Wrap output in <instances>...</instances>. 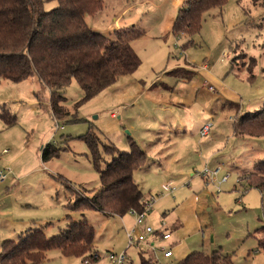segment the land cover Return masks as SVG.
<instances>
[{"label": "rangeland", "instance_id": "rangeland-1", "mask_svg": "<svg viewBox=\"0 0 264 264\" xmlns=\"http://www.w3.org/2000/svg\"><path fill=\"white\" fill-rule=\"evenodd\" d=\"M173 3L104 0L88 25L108 36L125 11L121 27L144 32L132 42L141 65L80 105L82 91L73 82L65 91L66 115L61 118L53 115L50 94L36 76L20 83L0 81V107L6 105L17 117L11 128L0 120V173L6 177L0 183V254L7 240L18 241L41 226L52 237L66 228L68 214L75 220L85 214L96 229L100 260L95 264H113L110 252L126 253L127 264H141V256L178 264L193 252L212 255L218 249L233 264H264L255 237L264 226V191L239 182L244 175L258 179L250 173L264 161V137L236 134L234 128L242 115L264 104V0H228L222 11L204 15L196 36H167L181 8ZM56 6L46 2L45 9ZM207 124L210 131L203 136ZM90 129L121 152L130 150L132 138L147 154L144 168L134 174L153 202L146 224L154 234L144 242H137L141 227L129 238L136 224L133 213L120 218L66 208L75 193L101 186L81 139ZM49 143L60 152L45 161L42 148ZM105 160L102 169L112 157ZM220 166L216 183L206 181L205 169ZM225 176L229 178L222 182ZM167 185L176 188L174 194L164 191ZM166 251L171 258L164 256ZM47 258L42 264H84L57 250Z\"/></svg>", "mask_w": 264, "mask_h": 264}, {"label": "trees", "instance_id": "trees-1", "mask_svg": "<svg viewBox=\"0 0 264 264\" xmlns=\"http://www.w3.org/2000/svg\"><path fill=\"white\" fill-rule=\"evenodd\" d=\"M227 1L187 0L173 22L172 34L199 35L204 15L213 9L222 11ZM46 2H56L57 6L48 11ZM103 3L104 0H0V81L20 83L36 76L50 92L53 115L61 118L66 115L65 91L73 82L82 91L80 105L120 78L134 74L141 60L132 42L142 38L144 32L136 26L115 29L108 36L94 31L86 17L98 14ZM179 71L173 73L178 75ZM0 108V120L7 128L14 127L17 117L6 105ZM234 128L236 134L246 132L250 137H264V104L260 110L242 115ZM81 139L89 148L101 186L97 190L84 189L83 195L75 193L66 208L71 212L91 210L120 218L133 211H145L152 202L135 182L134 174L144 168L146 152L132 138H129L130 150L121 152L113 144H104L91 129ZM59 152V148L49 143L42 148V158L49 160L59 156ZM105 156L112 157V161L102 169ZM250 176L258 179L250 180L249 175H244L239 182L264 191V161L255 165ZM66 221V228L52 237L41 226L21 235L18 241L3 242L0 264H42L54 250L64 258L97 263L100 256L95 248V227L85 214L80 220L68 214ZM257 234V250L264 253V226ZM141 264L157 263L141 256ZM178 264L233 263L229 255L218 249L212 255L193 252Z\"/></svg>", "mask_w": 264, "mask_h": 264}, {"label": "built area", "instance_id": "built-area-1", "mask_svg": "<svg viewBox=\"0 0 264 264\" xmlns=\"http://www.w3.org/2000/svg\"><path fill=\"white\" fill-rule=\"evenodd\" d=\"M183 3L182 0H176V4L179 5ZM177 45V43H176ZM175 45V46H176ZM207 68V67H206ZM214 87L213 86H209V90L210 91H214ZM210 127L211 125L210 124H207L203 127V129L201 130V134L203 136L209 134V131H210ZM222 167L220 166L219 168L215 169L214 171L212 172H209V170L206 168L205 171L202 173V175L204 177H206V181H210L212 182L213 184L216 183L217 181V177H218V174L219 172L221 171ZM228 176H225L223 178V181L222 182H226L228 180ZM6 179L5 175L3 174V172L0 173V183L1 182H4V180ZM208 184V183H207ZM175 187H172L171 185L170 186H164V191L165 192H168V193H171V194H174L175 192ZM153 208V202L150 203L147 208L145 209V211L143 212H137V211H133L131 213H133L136 217V224L132 230V232L129 234V238L130 240L132 241V234H135L137 232H139V227H141L143 230H142V234H140L138 236V240L137 242L140 243V242H144L146 240V237L147 235L149 234H154V231L153 229L150 227V226H147L146 224V214L147 213H150V211L152 210ZM172 252L171 251H166L164 256L166 258H171L172 257ZM108 260L111 261L113 264H127L128 262V257H127V254L126 253H121V254H117V253H113V252H110L107 256ZM84 264H91L90 260H84L83 261Z\"/></svg>", "mask_w": 264, "mask_h": 264}, {"label": "crops", "instance_id": "crops-1", "mask_svg": "<svg viewBox=\"0 0 264 264\" xmlns=\"http://www.w3.org/2000/svg\"><path fill=\"white\" fill-rule=\"evenodd\" d=\"M174 1V8H176V0H173ZM182 1H187V0H182ZM177 7H182V6H177ZM180 9V8H179ZM124 13H125V11L122 13V15L121 16H119V17H117V18H115V24H113L112 26H111V28H110V31H114L115 29H121L122 27V22H123V19L125 18V15H124ZM98 14H96L95 16H93L94 18H97L96 16H97ZM90 17H92V16H87L86 17V21H88V18H90ZM174 20L175 19H173L172 21L174 22ZM172 25H173V23H172ZM173 27V26H172ZM124 28H126V27H124ZM112 33V32H111ZM168 33V35L167 36H169L170 34H172V30L170 31L169 30V32H167ZM207 67V68H206ZM203 68H204V70H206V71H208V66L207 65H205V66H203ZM203 70V71H204ZM201 74L202 75H205L206 76V74H207V72H205V73H203V72H201ZM216 90V89H215ZM49 92V91H48ZM49 94H50V92H49ZM115 114H113V116H114ZM222 170V169H221ZM221 172V171H220Z\"/></svg>", "mask_w": 264, "mask_h": 264}]
</instances>
